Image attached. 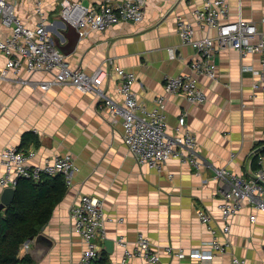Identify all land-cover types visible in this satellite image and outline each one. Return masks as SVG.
<instances>
[{
  "label": "crops",
  "instance_id": "obj_1",
  "mask_svg": "<svg viewBox=\"0 0 264 264\" xmlns=\"http://www.w3.org/2000/svg\"><path fill=\"white\" fill-rule=\"evenodd\" d=\"M28 28H36L40 16L35 0H9ZM62 0H42L43 11L56 47L72 68L91 74L98 67L110 69L112 62L136 75L134 91L149 109L164 93L167 76L191 74L189 63L199 55L195 48L183 44L177 20L194 22L193 12L206 0H147L145 17L139 24H118L103 33L94 32L80 39L78 31L60 15ZM91 8H99L105 0H77ZM121 1V0H116ZM228 20H244L256 24L264 32V0H227ZM196 38L216 36L218 28H200L195 24ZM11 30L0 22V40ZM176 50L172 58L169 49ZM262 56H242L234 49H221L215 54L218 66L216 80L196 76L207 96L204 104H192L180 94L168 95L164 110L168 133L176 134L179 118L186 114L187 126L197 139L203 166L196 174L190 164L169 160L164 173L139 165L123 142L124 128L119 116L110 114L90 93L70 85L54 86L43 92L39 86H23L0 80V154L10 146L32 149L36 156L31 165L41 164L55 156L71 154L78 172L73 186L55 208L41 233L52 241L45 250L30 242L27 252L33 264H80L85 244L74 231L71 208L82 196L98 198L106 216V240L98 239L101 251L110 256L111 264L121 260L123 249L115 244L117 237L137 247L143 234L160 252L159 263L140 257L127 264H264V212L244 205L231 222L229 236H224L220 204L227 190L215 178L214 168H226L233 174L252 177L259 169L257 150L264 146V93L254 88L262 69ZM6 58L0 54V67ZM194 75V74H192ZM25 78L29 74L23 73ZM53 77L37 72L32 81ZM119 80L110 77L104 89L115 100ZM262 156V155H261ZM2 166L0 160V176ZM173 174V179L168 178ZM5 189L0 187V205ZM212 217L203 223L198 211ZM4 211V210H2ZM1 211V212H2ZM251 216H255L252 221ZM114 242L109 253L105 242ZM213 240L229 241L226 253L215 252L212 261L192 259L190 252L203 250ZM172 246L184 250L178 258L165 249Z\"/></svg>",
  "mask_w": 264,
  "mask_h": 264
},
{
  "label": "built area",
  "instance_id": "obj_2",
  "mask_svg": "<svg viewBox=\"0 0 264 264\" xmlns=\"http://www.w3.org/2000/svg\"><path fill=\"white\" fill-rule=\"evenodd\" d=\"M146 2L105 0L99 8H91L77 0H62L60 15L64 22L76 28L80 39H85L94 32L103 33L114 25L141 23L145 17ZM35 3L40 23L36 28H28L16 14L14 3L0 0V22L11 30L5 39L0 40V54L6 58L5 65L0 67V80L11 81L12 72L16 76L12 78L14 83L34 88L39 86L43 92L54 86L70 85L80 92L93 94L110 114L122 119L123 142L135 161L158 173H164L169 160L173 158L192 165L196 174L201 172L203 162L197 151L196 136L187 126V115L183 114L179 118L176 134H169L164 104L166 97L173 94L183 95L192 104H204L207 96L196 76L217 79L218 66L214 57L218 50L234 49L242 56L260 54L262 69L253 86L255 89L261 88L264 93V32H260L255 23L241 16L237 21L228 20L230 6L227 0H206L202 8L193 12L195 24L200 28H218L216 36L196 38L194 22L178 18L177 26L183 44L195 48L199 58L189 63L191 74L166 77L164 93L157 97L153 109L139 101L134 91L137 82L135 73L111 61L107 62L111 65L110 69L98 67L91 74L81 68H72L56 47L44 15L42 0H35ZM169 54L175 58L176 50L170 48ZM37 72L50 73L53 77L34 82L31 76ZM23 73L29 74V77L25 78ZM110 77L119 80L117 93L122 98L120 102L113 99L103 87ZM35 156L36 152L32 149L21 150L15 146L5 148L0 154V187L16 189L23 179L39 183L44 176H63L67 187L73 186L78 167L71 154L55 156L41 164L31 165L30 161ZM259 166L252 177L233 174L226 168H214L215 178L223 188L227 187L219 206L224 221V236H229L231 222L244 205H251L264 212V155L259 158ZM168 178L173 179V174L168 173ZM70 215L74 231L85 244L80 264H93L102 256L97 240L107 238L103 203L96 197L82 196L72 206ZM198 217L203 223L212 219L204 210L198 211ZM255 218L251 216L250 219L255 221ZM29 244L27 241L22 245L21 254L28 251ZM115 244L123 249L121 260L115 264H127L135 257L150 263L160 262V252L143 234H139L135 249H130L129 242L123 237H117ZM229 245L228 240L225 244L213 240L203 250L192 251L189 255L192 259L212 261L215 252L226 253ZM165 251L178 258L186 255L184 250L172 246L166 247ZM233 263L246 264V261L234 258Z\"/></svg>",
  "mask_w": 264,
  "mask_h": 264
},
{
  "label": "trees",
  "instance_id": "obj_3",
  "mask_svg": "<svg viewBox=\"0 0 264 264\" xmlns=\"http://www.w3.org/2000/svg\"><path fill=\"white\" fill-rule=\"evenodd\" d=\"M261 155L255 154L258 163ZM67 191L63 176L20 181L13 202L0 212V264H33L28 255L22 256V245L42 232ZM93 264H111L110 256L103 251Z\"/></svg>",
  "mask_w": 264,
  "mask_h": 264
},
{
  "label": "water",
  "instance_id": "obj_4",
  "mask_svg": "<svg viewBox=\"0 0 264 264\" xmlns=\"http://www.w3.org/2000/svg\"><path fill=\"white\" fill-rule=\"evenodd\" d=\"M258 153H263L264 152V146L259 148L257 150ZM15 191L16 189H5L2 197V204L0 205V212L4 210L7 206H9L15 197ZM35 242L36 245L42 246L45 250H47L49 247L52 245V241L48 240V238L44 235V233H40L38 236L35 238L31 239L29 242L33 241ZM107 251L109 253L113 252L114 250V242L111 240H107L105 242Z\"/></svg>",
  "mask_w": 264,
  "mask_h": 264
}]
</instances>
